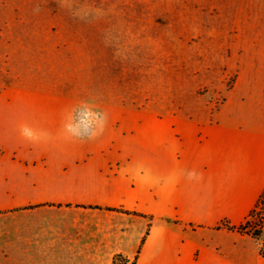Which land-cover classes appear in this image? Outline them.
<instances>
[{"label":"crops","instance_id":"0c3cea01","mask_svg":"<svg viewBox=\"0 0 264 264\" xmlns=\"http://www.w3.org/2000/svg\"><path fill=\"white\" fill-rule=\"evenodd\" d=\"M176 6L160 15L205 14L216 75L235 72L215 107L102 104L87 124L47 28L0 66V264H264V232L223 226L264 190V0Z\"/></svg>","mask_w":264,"mask_h":264},{"label":"rangeland","instance_id":"374dc122","mask_svg":"<svg viewBox=\"0 0 264 264\" xmlns=\"http://www.w3.org/2000/svg\"><path fill=\"white\" fill-rule=\"evenodd\" d=\"M178 1L0 0V66L12 71L22 40L47 28L50 54L70 59L72 97L86 110L76 115L87 124L102 104L215 107L235 72L216 75L205 14L160 15Z\"/></svg>","mask_w":264,"mask_h":264},{"label":"trees","instance_id":"16d2710c","mask_svg":"<svg viewBox=\"0 0 264 264\" xmlns=\"http://www.w3.org/2000/svg\"><path fill=\"white\" fill-rule=\"evenodd\" d=\"M258 205H261V211L264 212V190L262 194L260 195L254 209L250 212L248 218L245 220V222L240 225L239 227L230 226L228 224L223 225L227 229H237L240 232L250 233L254 237H259L261 235V231L258 229L250 230L251 222L250 218H252L256 214V209ZM136 257L134 260L131 261V264H135ZM129 262V259L121 254H117L114 256L112 264H127Z\"/></svg>","mask_w":264,"mask_h":264},{"label":"built area","instance_id":"2783aa9c","mask_svg":"<svg viewBox=\"0 0 264 264\" xmlns=\"http://www.w3.org/2000/svg\"><path fill=\"white\" fill-rule=\"evenodd\" d=\"M90 123L91 122L88 121V124ZM250 222H251L250 230L258 229L262 232L261 233L262 235L264 232V212L261 211V206L258 205L256 209V214L252 218H250ZM262 253H264V247L262 248ZM127 264H131V261L129 260Z\"/></svg>","mask_w":264,"mask_h":264}]
</instances>
